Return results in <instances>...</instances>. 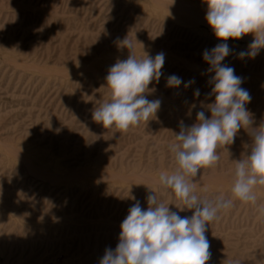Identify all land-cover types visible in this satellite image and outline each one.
I'll return each instance as SVG.
<instances>
[{
  "label": "rangeland",
  "instance_id": "1",
  "mask_svg": "<svg viewBox=\"0 0 264 264\" xmlns=\"http://www.w3.org/2000/svg\"><path fill=\"white\" fill-rule=\"evenodd\" d=\"M206 12L205 0H0V264H100L130 207L147 209L151 191L192 215L159 177L178 167L169 145L181 124L196 123L199 111L211 115L215 73L203 53L222 41ZM126 37L138 58L163 52L165 62L146 94L160 101L158 111L122 132L93 112L110 100L106 76L129 56ZM253 39H229L222 63L242 77L258 128L264 49L238 56ZM173 74L184 81L179 88L166 87ZM251 145L241 128L233 144L218 147L216 165L191 178L198 197L233 201L207 226V264H264V186L254 188L255 205L231 192L236 161Z\"/></svg>",
  "mask_w": 264,
  "mask_h": 264
},
{
  "label": "clouds",
  "instance_id": "2",
  "mask_svg": "<svg viewBox=\"0 0 264 264\" xmlns=\"http://www.w3.org/2000/svg\"><path fill=\"white\" fill-rule=\"evenodd\" d=\"M205 3L207 24L222 41L203 53L209 71L215 73L211 78L214 83L211 95L215 99L207 106L211 115L199 111L196 123L181 124L175 134L177 143L169 145L178 167L172 174L162 173L159 177L161 186L170 189L183 204L180 211L192 210V215L181 216L158 201L151 191L147 209L139 201L130 207L120 225L116 248L106 249L100 264H207L211 257L205 235L207 226L219 218L221 210L231 208L233 201L222 196L214 200L198 197L191 178L202 168L216 165L220 159L218 147L233 144L241 128L251 131L252 145L245 158L236 161L232 195L255 205L254 188L264 186V123L252 128V114L246 108L251 101L250 93L241 87L243 79L235 74L234 68L222 63L232 51L229 39L239 40L249 34L254 37L248 49L238 53L239 58H255L264 49V0H205ZM121 45L130 54L110 67L106 76L110 100L95 109L93 119L105 129L114 127L127 132L158 111L160 101L149 100L146 94L149 85L162 76L165 56L161 52L155 57L138 58L132 51L134 42L128 37ZM182 83V78L173 74L167 78L166 87L179 88ZM199 94L197 89L194 95Z\"/></svg>",
  "mask_w": 264,
  "mask_h": 264
}]
</instances>
